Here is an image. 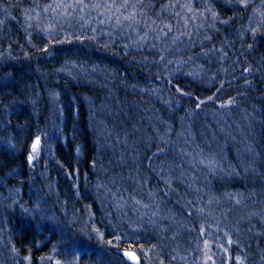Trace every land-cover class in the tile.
Masks as SVG:
<instances>
[{"label": "snow or ice", "instance_id": "6c2138e0", "mask_svg": "<svg viewBox=\"0 0 264 264\" xmlns=\"http://www.w3.org/2000/svg\"><path fill=\"white\" fill-rule=\"evenodd\" d=\"M217 4H221V0H166L162 4H158L157 0H47L45 3L31 0V3L23 8L26 40L35 48L36 45L32 44L33 34L44 38L46 42L38 51L47 58L56 55L54 48L50 51V45L72 44L74 41L80 44L89 41L104 50L119 45L123 54L132 55L134 61L137 53H154L151 56L142 55L139 62L145 66L151 64L156 67L152 75L155 80H163L164 85L169 87L168 98L164 99L160 87L143 88L140 91L155 95L170 111L180 107L182 101L189 102L185 116L179 117V132L171 123L162 120L163 131L156 127L155 135L142 138L143 151L133 145L132 153L127 159L122 151L119 161L129 164L127 173L121 172L119 177L113 174L105 180H97L95 199L100 202L103 223L97 219L91 204L84 205L82 210L74 209L69 216V201L63 200L60 215L66 220H61L56 212L50 211L44 196L37 195L35 201L28 205L27 202H20L15 198L19 196V187L15 189V193L11 188L8 189L9 196L5 197L11 199L8 207L14 208L18 205L21 213L37 230L35 235L48 232L56 237L49 253L40 257L41 264H83L85 257H95L92 264H143L141 255L148 264H153L149 256L153 250H156L158 264H165L166 260L168 264H217V256L220 264H253L249 260L251 253L246 251L248 246L241 245L240 236L246 232L255 237H264V206L244 215H234V209L244 206L247 197L240 191H221L217 194L212 190L210 177L231 179L241 175L240 168H243L244 175L250 171L255 172L257 153L249 144L247 152L252 159L240 158L237 161L238 166L232 163L225 165L224 158L219 153L209 148L205 154V149L195 142L190 121L210 104L216 106L215 111L222 113L223 118V113H230L234 108L240 109L241 104L253 100H258L259 106L252 103L251 111L248 108L240 109L248 120L247 126L251 127L252 119H255L257 114L264 117V54L259 58L253 55L260 42L264 41V0H222V9L230 13L224 17ZM18 7L0 0V29L6 28L10 20L16 19L12 11ZM245 14L246 22L239 24L232 34L233 38L229 39V34H225L224 40L217 47L212 42L214 35L220 32L221 27L234 24L237 20L244 21ZM206 42L210 46L206 47ZM197 47L199 52L192 51ZM21 48L23 49V46ZM185 51L192 54L179 57L172 55ZM23 54L26 59H31L30 52L25 51ZM7 55L16 59L11 51ZM3 58L0 53V59ZM214 63L220 66L212 72L211 66ZM226 63L228 67L224 66ZM185 68L188 70L185 71ZM92 71L101 69L94 65ZM56 72L67 73L73 79H79L81 74L85 77L90 74L83 64L72 60H65ZM185 77L190 78L193 84L206 85L210 94L201 96L192 88L182 86L180 80ZM14 83L15 77L9 72L0 82V89L9 88ZM131 87L135 89L136 85ZM228 89H234V94ZM251 93H258L259 96L253 97ZM49 96L54 105L53 114L57 119H61L64 108L59 103L60 92L50 89ZM29 99L35 106L36 100ZM26 102L18 100L5 104L4 100L0 99V107H3L6 114L5 127L11 126V119L7 117L16 114L15 105ZM89 103L93 102L89 100ZM260 123L264 126V120ZM225 124L226 128L221 131L232 136V133L227 131L232 125H228L226 121ZM17 127V134L0 140V150L5 154L9 151L16 152L19 150L21 138H27L30 141L27 164L34 169L35 162L44 150L45 138L48 137L49 131L39 125L33 131L28 121ZM73 128L75 129V125ZM53 129L60 131V126L54 123ZM108 135L111 136L112 133L109 132ZM240 135L244 136L242 129ZM232 138L235 139V136ZM115 139L118 144L128 145L127 133L123 140L119 135ZM47 148L51 151L50 142L47 143ZM80 152L81 149L77 146L76 153L79 155ZM148 152L151 154L148 155ZM170 153H175L174 159H161ZM97 163L94 158L92 167H97ZM144 169L148 173H157L164 183V188L154 189L150 183L151 176L141 174ZM177 172L178 177L174 175ZM67 174L78 176L79 169ZM14 175H18L15 168L8 172L6 177L0 178V183ZM125 180L131 183L125 184ZM177 180L186 190L190 189L195 193L190 199L186 195L180 198L183 203L180 204L179 213L173 208L165 207L171 193L179 192ZM73 187L79 196V183H74ZM49 190H52L51 185ZM177 203H180L179 199ZM260 203L264 204V201ZM130 212L133 215H129ZM253 219H256V223L252 222ZM176 224H181L189 234H196L198 243L195 245V252L181 255L176 248H173L172 252H166L169 247L167 241H174L181 234L175 227ZM125 228L128 230L125 231ZM149 229L159 234L155 237L162 241L159 247L152 244L150 248H145L144 243H140V233ZM168 232H172L171 237L167 235ZM93 240L97 242L95 247L91 244ZM221 240L227 245L243 247L244 254L233 256ZM44 243L34 236L33 246ZM48 243H51V240ZM137 243L140 255L132 250ZM256 243L259 245L260 240L257 239ZM125 244L127 247H124ZM213 245L218 250L222 249V253L214 252ZM11 251L17 256L20 255L15 244L12 245ZM260 258L264 261V249H260ZM23 260L32 264L31 248Z\"/></svg>", "mask_w": 264, "mask_h": 264}, {"label": "trees", "instance_id": "16d2710c", "mask_svg": "<svg viewBox=\"0 0 264 264\" xmlns=\"http://www.w3.org/2000/svg\"><path fill=\"white\" fill-rule=\"evenodd\" d=\"M5 2L19 7L12 11V15L16 19L10 20L6 28L0 29V53L4 57L0 59V82L9 72L15 77L14 85L0 89V99H3L5 104L18 100H26L27 102L15 105L16 114L7 117L11 119V126L8 127H5V111L3 107H0V140L7 138L9 135L17 134L19 132L17 126L24 125L25 121H28L29 127L33 131H35L37 125L49 130L53 107L49 90L59 91V103L63 105L64 113L61 118L59 139H55L52 147L53 162L60 168L58 172L60 178H63L64 174L69 171L75 172L77 168L79 169L78 176L67 174V179L64 177V180L67 185L69 184V187L73 188V192L75 191L74 183H79V193L82 194L83 185L86 184L84 180L86 179L88 181L87 185H89L92 181V175L94 176L92 160L95 158L99 165L103 164L100 160L101 152L97 149L93 124L97 107L109 109L111 112L109 114L105 113L103 109L105 114L102 113L101 115L104 121L107 120L109 132L112 133L109 136V177L113 174L119 177L121 172L127 173L129 165L119 161L122 151L125 157H130L132 153V151H127V146L133 147L135 145L136 148L143 151L144 140L142 138L147 137L148 131L153 130L152 128L159 127L163 131L162 120L171 123L177 132L180 131L179 117L185 116L189 102L182 101L180 107L176 108L175 111H170L162 101H155L150 98V93L143 94L140 91L143 88L160 87L164 99H167L169 95V87L164 85V81H157L155 76L152 75L156 69L151 70L139 62L141 56L145 54L137 53L134 61L132 55L123 54L119 45L113 49L104 50L90 44L89 41H85L84 44L74 41L72 44L50 45V51L54 48L56 55L47 58L45 54L38 51V48L46 42L44 38L33 34L32 44L36 45L35 48L31 47L26 40L22 10L31 3V0H5ZM40 2L45 3L47 0H40ZM165 2L166 0H157L158 4ZM216 6L221 9L222 17L230 15L226 9H222V0L221 4ZM246 19L247 14H245L244 21L237 20L234 24L221 27L220 32L214 35L212 42L219 47L225 34H229V39H232L235 29L239 27L241 22H246ZM9 46L11 47L9 48ZM21 46H23V49ZM208 46L210 45L208 44ZM9 51L16 59L8 57ZM25 51L31 53V59L24 57L23 53ZM89 52H93L96 57L88 58L87 53ZM261 54H264V41L260 42L257 51L253 53L257 58ZM65 60H72L81 64L89 63L90 65H98L101 68L103 67L101 61H108V65L97 76L89 74L85 77L84 74H81L79 79H73L67 73L56 72V69H59ZM219 66V64H212L211 71L215 72ZM224 66L228 67L229 65L226 63ZM104 72L107 74L105 75ZM104 76H107L111 81L110 86L104 83ZM180 83L186 88H192L201 96L210 94L206 85L193 84L190 82V78L185 77L180 80ZM131 85H136V88L133 89ZM228 91L234 94V89H228ZM251 95L253 97L259 96L258 93H251ZM29 98L36 100L35 106L32 105ZM89 100L93 103L90 104ZM252 103L259 106V101L253 100L241 104L240 109L248 108L251 111ZM33 108H35V112H33ZM215 109L216 106L210 104L207 109L200 111L190 121L192 133L195 135V142L205 149V154L211 148L212 151L219 153L224 158L225 165L232 163L238 166V159H252L247 152V146L250 144L257 156L255 157V172L250 171L247 175H244L243 168H240L241 175L234 176L231 179L210 177L212 190L217 194L221 191L243 192L247 197L246 204L234 209V213H237V215L259 210L260 207L264 206L260 203L264 201V126L260 123L261 120H264V117L257 114L256 118L252 119V125L249 128L247 126L248 120L245 119L240 109L234 108L230 113H223V118H221L222 113L215 111ZM118 111L121 112L118 113ZM225 121L228 125L232 124V127L227 131H230L235 139L221 131L222 127L226 125ZM240 124H242V127L239 129ZM73 125H75V129ZM241 129L247 136L242 137L240 135ZM125 133L128 134L127 146L118 144L115 139L119 135L120 139L123 140ZM29 143L30 141L27 138H21L18 151H9L5 154L4 151L0 150V178L6 177L7 173L12 171L13 168L18 172V175L7 177L4 183H0L1 195H6L9 188H20L28 183V173L32 172L26 159ZM77 146L81 149L79 155L76 153ZM150 154L151 152H148V155ZM174 158L175 153H170L167 157H161L162 160L167 161ZM141 174L155 176L153 173H148L146 169L142 170ZM130 183L125 180V184ZM150 183L154 189L164 188L163 186L160 188V185H154L152 180ZM177 184L179 185V192L171 193V202L169 200L168 202L172 204L168 208L176 206V210L180 211V204L183 203V199L180 198L186 195L190 199L195 193L191 192L190 189L186 190L179 180H177ZM67 185L64 186L65 189ZM6 188L8 189L6 190ZM61 194H66V191ZM178 199L180 200L179 204L177 203ZM252 222L256 223V219H253ZM2 228L6 234L7 242L11 246L15 244L19 250L20 255L17 256L19 264L27 262L23 260V257L28 255L29 248H31L32 264H34L38 262L41 256L48 254L52 243L56 242V237L51 236L48 232L35 235L37 230L32 227L24 215H20L18 219L12 216ZM124 230L127 231L128 229ZM34 236L37 240H43L45 243L33 246ZM257 239L260 240L259 245L256 243ZM49 240H51V243H48ZM240 240L241 245L248 246L246 250L251 253L249 260L253 264H264V261L260 258V249H264V237H255L245 232L242 233ZM138 245L139 243L132 250L137 251ZM124 247H127V245L125 244ZM0 264H2L1 260Z\"/></svg>", "mask_w": 264, "mask_h": 264}, {"label": "rangeland", "instance_id": "374dc122", "mask_svg": "<svg viewBox=\"0 0 264 264\" xmlns=\"http://www.w3.org/2000/svg\"><path fill=\"white\" fill-rule=\"evenodd\" d=\"M205 46H208V43L206 42ZM192 51L194 52H199L200 49L199 47L193 49ZM145 55H154V53H142ZM192 52L185 51V52H175L172 55H175L176 57H179L181 55L187 56L191 55ZM88 57H96L93 52L87 53ZM103 67H99L101 71H95L93 72L92 69H89V73L92 75H99L101 72H103L104 69H106V66L108 65V61H101ZM105 65V66H104ZM150 68L151 70H155L156 67L154 65L149 64L146 66ZM150 70V71H151ZM188 69L185 68V71ZM105 73V72H104ZM107 73H105L106 75ZM104 83L106 85H111V81L107 76L103 77ZM153 87V86H152ZM144 94V93H143ZM146 94V93H145ZM150 98L155 100V101H160L155 95L150 93ZM54 107V105H53ZM53 107H52V113L50 115V124H49V135L48 137L45 138V146L44 150L42 151L40 157L38 160L35 162L36 167L32 169V172L28 173V183L25 186L20 187V193L18 197H15L21 202H27L28 205H30L33 201H35L37 195H42L44 198L48 201V204L50 206V211L56 212L61 220H66L65 217L60 215V209L63 207L62 201L67 199L68 200V195L70 194L71 187H69V184L64 180V177H67V174H64L63 178L59 177V170L60 168L53 162V153H52V147L55 139H59V133L60 131H55L53 129V124H58L61 128V119H57L56 115L53 114ZM104 109V108H103ZM100 107H97V113L96 116L93 118V124H94V130H95V136H96V145L98 151L101 152L100 160L103 162V167H100L99 163H97V167L93 168L92 167V172H94V176L92 175V181L89 185L88 181L85 179L84 180V189H85V195L79 194V196H72L70 202L67 205V210L69 212V216H71L72 212L74 209H83L84 205L91 204L92 205V210L96 212L97 214V219L101 221L102 223L104 222V218L101 215V206L100 202L95 199V185L97 183V180H105L109 178V124L107 125V120L102 119V113L105 110V113H111L109 109H104L103 110ZM107 110V111H106ZM122 111V110H121ZM121 111H118L120 113ZM103 113V114H105ZM104 121V122H103ZM106 122V123H105ZM232 125V124H230ZM242 127V124L238 126L240 129ZM222 128H226V125L223 126ZM247 136V134H244ZM107 137V139H105ZM244 137V136H242ZM51 143V151L48 150L47 148V143ZM133 147L127 146V151H132ZM128 157H126L127 159ZM98 159V155H97ZM103 159V160H102ZM129 165V164H127ZM187 166V165H186ZM155 176L151 177L152 182H156L160 176L157 173H153ZM176 176H179V173H176ZM67 179V178H66ZM69 181V180H67ZM160 184L164 186V183L160 180ZM49 185L52 186V190H49ZM67 185L66 187L68 188L66 194L62 195L61 193L63 192L64 186ZM72 186V185H71ZM17 188V187H16ZM13 188V193H15V189ZM66 188V189H67ZM8 188H6L7 190ZM75 189V188H74ZM1 191V190H0ZM76 191V189H75ZM192 192V191H191ZM9 196V191H6V195H1L0 194V260L2 264H17V255L11 251L12 246L7 242L6 239V234L2 229V226L6 224V221L10 219L12 216L15 217L16 219L20 218V215H23L18 207L15 206L14 208H9L8 205L11 204V199H5V197ZM108 210V209H105ZM113 212L115 209H111ZM174 211L178 212V210L173 209ZM234 215H237V213H234ZM178 219L180 217L178 216ZM186 223V221H185ZM175 227L180 231V235L176 237V239L169 240L167 241L169 247L166 249V252H172L173 248H176L177 251L180 252L181 255H187L188 252H195V245L198 243V239L195 233L189 234L187 230L181 225V224H176ZM104 230V229H102ZM150 233L149 236V244L146 242L141 241L140 243H144L145 248H150L152 244H157L159 247L158 239L155 237H158V233L152 231L149 229L147 231ZM107 235V233H106ZM169 237L172 236V232H168L167 234ZM242 235V234H241ZM241 237V236H240ZM233 239H236V236H233ZM157 240V241H156ZM221 243H225V246L229 248V251L234 255L236 254H244L245 249L243 247L237 248L235 245H227L225 241L221 240ZM91 244L93 247L97 246V242L95 240L91 241ZM213 251L217 252L219 251L222 253V249L218 250L215 245H213ZM247 251V250H246ZM137 254L140 255L139 252V245L137 248ZM164 253H161L163 255ZM196 255L198 256L199 253L197 252ZM149 256L153 262V264H158L157 261V255H156V250H153L152 252L149 253ZM95 257H92L91 259L88 257H85L83 260V264H92V260H94ZM141 259L143 264H148V261L144 259V257L141 255ZM217 259V264H220V259L219 256L216 257ZM24 264H27L24 263ZM34 264H41L40 258L38 262H35ZM165 264H168V261L166 260ZM175 264V262H173ZM183 264V262H181Z\"/></svg>", "mask_w": 264, "mask_h": 264}, {"label": "bare ground", "instance_id": "6f19581e", "mask_svg": "<svg viewBox=\"0 0 264 264\" xmlns=\"http://www.w3.org/2000/svg\"><path fill=\"white\" fill-rule=\"evenodd\" d=\"M88 57V56H87ZM89 58V57H88ZM81 64V63H80ZM83 65L87 68V69H92V66H94V65H90L89 63H83ZM153 130H150V131H148V135H155V132H154V128H152ZM149 132H150V134H149ZM146 135H147V133H146ZM161 182H160V178H158V180L156 181V182H154V185L156 184V186H159L160 185V188L163 186V185H161L160 184ZM164 187V186H163ZM65 189V188H64ZM83 192H82V194L81 195H87V194H85L86 192H85V189H84V186H83ZM162 189V188H161ZM67 190H68V188L67 189H65V190H63V192L62 193H65V191L67 192ZM70 191H72V193H70L69 195H68V201L70 202V200H71V197L72 196H76V191H74L73 192V188H71V190ZM171 195H170V198H169V201L171 200ZM171 202V201H170ZM170 202H167V204L165 205V207H169V206H171V204H170ZM173 206V205H172ZM173 209H176V206H173ZM129 215H133L131 212L129 213ZM4 226V225H3ZM3 229V228H2ZM126 229V228H125ZM150 233H148V232H141L140 233V240H144V242H146V243H148L149 244V235ZM157 241V240H156ZM160 242H162V241H159L158 240V243H160Z\"/></svg>", "mask_w": 264, "mask_h": 264}]
</instances>
